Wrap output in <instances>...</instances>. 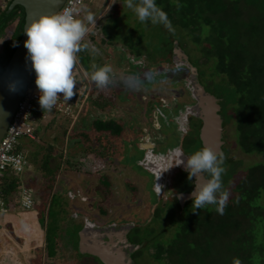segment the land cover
Instances as JSON below:
<instances>
[{"label": "trees", "instance_id": "1", "mask_svg": "<svg viewBox=\"0 0 264 264\" xmlns=\"http://www.w3.org/2000/svg\"><path fill=\"white\" fill-rule=\"evenodd\" d=\"M6 1L5 7L0 6V36L15 21L16 28L10 39L5 40L4 51L0 52V75L17 49L25 19L22 6H16L8 12L13 0ZM176 3L181 5L179 10ZM156 4L167 13L172 25V30H169L158 23L163 33L159 38L161 57L156 58V63L163 62L174 66L176 45L190 57L194 66L200 67L201 72L203 66L200 58H205L207 62L203 65L208 72L211 71L212 81L220 79V90L225 99L224 111L226 114L229 111L237 123V141L241 149L248 154L264 156V0H156ZM97 36L93 35L92 40L84 42L97 44ZM100 41H104V37ZM191 52H195V57L191 56ZM77 55L79 62L91 75L90 60L94 57L88 51H81ZM112 58L109 56L106 60L111 61ZM209 62L210 66L207 64ZM204 78L201 75V79ZM94 88H97L95 84ZM208 88L213 89L212 86ZM104 93L105 91H100L99 94L104 100L101 101L102 107L96 103L100 100L92 102V105L99 107L101 111L109 109V98H104ZM41 113L43 109L39 104L32 119L39 141L37 138H27L26 143L19 141L16 149L25 155L28 161L27 169L36 167L38 171H43L48 182L47 187L49 190L53 189V194H46L47 200L40 208V216L47 222L44 224L45 243L39 248L47 255L48 264H79L84 255L79 251V243L85 219L84 216L71 211L67 202L69 197L68 200L65 199L55 187L57 183L60 184L59 176L62 172L72 166L74 156H68L71 155L68 152V142L80 141V152L90 155L95 152L93 146L87 144L85 147L82 142L88 143L92 138L87 134V140H83L77 138L79 135L76 133H71L66 142L69 129L62 123V127L57 128L54 135L65 139L64 146L60 144L58 148L54 141L46 139L48 130L54 129L53 124L57 120L54 118L47 126H42L44 113ZM38 114L39 117L36 116ZM82 126L84 129V125ZM105 126H109V123L101 122L99 128L95 127L97 131L94 135L102 148H107L99 150L100 158L104 160V163L99 165H103V168L109 161L115 162L116 145L114 141H110V136L119 135L122 129L118 125L119 130L114 133L108 129L104 130ZM72 142H69L70 146L73 145ZM27 169L22 175L9 170L5 177L0 179L2 196L7 207L8 198H11L21 185L34 186V180L25 177ZM100 178L101 181L104 180V177ZM228 192L230 196L223 215L216 211L215 205L193 211L188 205L182 208L178 199L174 198L176 204L169 205L166 209L171 215L174 233L168 237L165 235L153 243V259L158 264H264V157L250 166L241 181L230 187ZM69 195L71 196V193ZM162 209H158L157 215H162ZM72 215L80 219V226L71 233L64 218L71 220ZM61 237L63 242H60ZM65 240L69 246L60 245L66 243ZM60 255H64L63 259ZM40 259L42 260V257Z\"/></svg>", "mask_w": 264, "mask_h": 264}, {"label": "rangeland", "instance_id": "2", "mask_svg": "<svg viewBox=\"0 0 264 264\" xmlns=\"http://www.w3.org/2000/svg\"><path fill=\"white\" fill-rule=\"evenodd\" d=\"M123 3L124 0H84L82 13L78 18L83 19L89 13L97 18L95 24L88 25V29L98 27L100 30L103 28V25H105L104 32L101 31L99 36H97V39H99L97 44L93 42L96 46L99 45L98 47L101 55L94 57L90 62L96 63L98 66L107 64L106 58H108L107 55L110 53H107V50L111 48L110 50L113 52V54H111L113 56L111 60L112 63H108L107 65H110L113 68L114 72L117 74L119 82H122L121 78L132 76L133 74L130 73V70H127L136 67L138 64L141 65V75L139 78L141 80L145 78L146 80L150 75L146 73V71L143 73L142 68L156 65V58L161 57L160 50L162 51V48L160 47L161 40H159V38L163 33L162 28L158 23L152 24L151 21L150 23H141L137 15L131 9L124 7ZM6 5V0H0V6L5 7ZM15 28L16 21L15 23L10 24L5 29L3 35L0 36V52L4 51L5 40L10 39ZM103 37L104 41H100ZM131 53H134L135 57H132L133 54ZM194 54L195 52H191V56L195 57ZM77 61L75 73L80 74L82 81L90 87L89 92L84 98L83 107L87 101L95 100H100L96 103L102 107L101 104L104 101L102 95H99L93 88L95 83L91 78L84 75L87 70H85L84 65L79 62L78 55ZM205 61V58H200V63L203 66L202 73L205 77L204 79L210 84L207 86H212L217 89L220 88L222 86L219 82L220 79L217 78L212 81L210 76L211 71L208 72L203 65ZM161 64L162 68H164L162 71L159 70L161 65L156 66L155 68L156 74L158 73L159 76H161L157 81L148 80L145 82L143 79L142 81L146 86L143 85L139 88L140 90L133 89L134 95L135 93L143 94L139 97L141 100H143L146 94V99L141 102L143 107H146L145 105L155 106L154 103H156V101L147 98L149 92L148 88H153L154 90L156 88L161 92H165L166 90L165 93L178 92V94L182 95L184 98H188L189 96L186 86L182 85L181 82V75L184 71L179 69V76L178 74H174V72L165 74L169 72L172 66H166L163 62ZM207 64L210 66L211 62ZM124 68H126V71H123ZM125 72L126 75L123 74ZM210 80L213 82L212 84ZM175 83L178 84V86H175ZM119 86L132 91V88L126 87L124 83ZM101 90L107 91V88ZM107 97L108 96H105L104 98ZM109 102L112 104L115 103L114 101ZM121 104L122 108L120 109L119 115H121V119L124 121V126L122 128L124 131V143L120 145L121 148L119 146H114V154H116V156L119 155L116 157L115 162L113 161L111 163V161H109L105 168L102 167L103 165H99L104 163V160L100 158L99 154L101 151L99 150H105L107 148L106 146H103L102 148L100 143L95 140L96 136L94 135L97 131L95 130V127L99 128L101 122L104 124L109 123V126H105L104 130L107 131L108 129L114 133L119 130V126L116 121L107 117L108 115L105 114L107 110L102 111V114L97 116L96 113L98 109L90 104L86 107L89 109V113L84 115L82 120L76 123L77 125L75 124L71 133H76L79 136L75 137L82 138L83 140H87L90 135L92 139L89 140L88 143L83 141L82 145L85 147L87 144L92 145L95 152L90 155L83 151L80 152L81 142L77 140L75 142H72V140L69 141L73 144L70 146L68 142V152L71 153V155L68 156H74L72 157V166H69L68 169L63 171L59 176L60 184L57 183L55 189H58L65 199L68 200L69 197L67 202L71 211L73 210L77 214L84 216V219H90L100 225H106L114 221L120 222V224H124V222L127 224L128 221H131L132 224L133 221H137V224L133 225L136 228L133 229L130 234L132 241H135L136 244L140 245L139 254L135 256L134 264H158V262L153 259L152 254L155 252V249L152 248V245L165 235L167 237L172 236V233H174V225H171V215L168 210L162 209V215H156L153 219H150L151 203L159 201V199L152 187L154 176L144 167L139 166L136 163L138 158L143 157L144 150L139 148L137 144L138 141L135 140L138 138L136 132H139V129H135V127L140 126L141 128V126L144 125L143 123L146 122V119H151L154 115L149 110L148 118H146L143 107L139 106L140 104L137 105L135 99L130 98ZM124 106L125 110H123ZM159 106L162 107V104L160 103ZM83 107L79 110V116L83 112ZM116 110L118 111V108ZM58 117H56L57 121H54V129L50 131L48 130L46 139L47 141L51 139L58 145V148H60V144L61 146H64L63 143L65 142V139L60 135L56 137L54 135L62 123H64V126L67 127V129H69L73 120ZM54 118V114H49V116L42 120V126H47L54 120ZM34 123L37 124L36 121H34ZM83 123L84 129L81 128L83 127ZM92 127L94 130H92ZM42 132L44 134V128ZM120 132H122V130ZM70 134L66 137V142L68 141V138L71 137ZM164 134H166V136ZM170 134H172V136L170 138L167 137ZM153 135L159 138L157 139L155 137L158 146H160L155 149L156 153L170 144L178 143L176 140L179 135H177L174 125H171L170 127L164 125L161 130H156ZM161 135H164L165 138L161 139ZM237 137V123L235 119L232 118L229 120L227 133L225 135V140L227 142L225 163L227 162V159L229 160V163H227V165L224 163L223 165L226 168V172L222 178L223 187L227 191L228 189L230 190V187L234 184L238 183L239 180L241 181V177L246 174L247 169L250 166L260 162L264 157L263 155L245 153L241 149ZM26 140H28L26 137H22L20 142L23 141L26 143ZM36 140L39 141V138ZM133 172L135 173L133 174ZM129 176L136 177L138 188L134 185L129 187L130 183H126V179L129 178ZM25 177H30L34 180V186L31 189V192L33 191L34 193V204L31 209H27L20 204L19 199L22 190L19 188L14 191L11 198H8V212L0 211V264H48L49 262L45 252H42V249L39 248L45 243L44 234L46 229L44 224L47 222V220L44 221V218L40 216V208L43 206L42 204H44V201L47 200L46 194H53V189L49 190V187H47L48 182L43 175V171H38L36 167L30 168ZM100 177H104V180L101 181ZM137 190L141 197H139ZM70 193L71 196L69 195ZM136 197L138 198V201L133 205H129L128 202L133 201ZM164 204L165 202L162 203V206ZM209 206L212 205L206 207L209 208ZM64 220L65 224L69 226L68 230H70L69 232L71 233L77 226H80L78 222L80 219H76L74 216L71 220L67 218H64ZM83 229L84 228L82 227V231ZM58 234L60 235V233ZM60 242H63L62 237L60 238ZM65 242L66 243L60 245L69 246L67 243L68 241L65 240ZM60 256L63 259L64 255ZM41 257L42 260L40 259ZM79 264L94 263L91 262V259H89L87 255H83L81 263Z\"/></svg>", "mask_w": 264, "mask_h": 264}, {"label": "clouds", "instance_id": "3", "mask_svg": "<svg viewBox=\"0 0 264 264\" xmlns=\"http://www.w3.org/2000/svg\"><path fill=\"white\" fill-rule=\"evenodd\" d=\"M123 6L131 9L141 23L149 21L152 24L161 23L172 30L167 13L156 4V0H124ZM176 7L179 10L181 5L176 3ZM96 19L91 13L81 19L71 9H65L60 13L41 16L25 29L24 32L28 37L25 41V48L28 50L27 58L31 60V67L36 73L35 83L40 92L39 104L43 111L53 110L61 99V95L67 102L76 95L74 89L78 83L75 74L78 53L88 51L93 57L101 54L95 44L84 42L89 30L88 25L95 24ZM91 69V75L87 71L84 75L89 76L95 83L97 88H94L93 84L92 86L98 94L102 91L101 89L118 82L116 73L110 65L98 66L92 63ZM121 80L128 88L138 90L143 86V81L138 76H129ZM8 87L10 91H17V82L10 81ZM92 102L88 101L87 106L93 104ZM88 111L89 109L85 108L77 120L72 122L67 136ZM62 119L68 118L63 117ZM181 157H185L186 160ZM225 160L224 152L217 151L211 146H205L191 156L180 154L179 160L174 165L169 162L168 166L159 173L157 180L162 172L171 167L183 165L189 174V180L195 177V188L191 193L193 211L204 209L208 205H215L216 211L223 215L230 196V193L224 189L222 181V174L226 172L223 166ZM198 176H210L211 178H205L204 182L197 183L196 177ZM25 186L32 189V187ZM161 188L162 185L157 183L158 192H161ZM32 194L34 199L33 191ZM19 202L21 204L20 199Z\"/></svg>", "mask_w": 264, "mask_h": 264}, {"label": "flooded vegetation", "instance_id": "4", "mask_svg": "<svg viewBox=\"0 0 264 264\" xmlns=\"http://www.w3.org/2000/svg\"><path fill=\"white\" fill-rule=\"evenodd\" d=\"M94 29V31H93ZM90 28L88 30L87 35L85 36L84 40L88 39L89 41L92 40V36L104 32V27L102 29L99 30V28ZM94 40V39H93ZM111 49V48H110ZM108 49L107 53L110 52L107 57H113L111 54H113V52H111V50ZM133 54V53H131ZM188 56V55H187ZM134 57V54L133 56ZM190 63L192 64V61L190 60V57L188 56ZM107 59V58H106ZM131 60V59H130ZM108 63H112L111 61L107 60V64ZM174 66L165 63L166 66L170 65L172 66V68L169 70V72L165 73H173L174 74H178L179 76V69L183 70L184 73H182V85L186 86V89L188 90V98H184L182 95H179L178 92L177 93H165V92H161L158 91V89L155 88V90L153 88H148V99H152L153 101H156L155 106L152 105H145L146 107H143V104L141 103L142 101H144L146 99V94L143 98V100H141L139 97H141L143 94L142 93H133V89L132 91L127 88H123L119 85L123 84V82H119L118 78H117V83L115 85L109 86L107 87V91H105L104 96H108L107 98L108 101H114L115 103L112 104L109 102V109L105 112L106 115H108V118H112L114 121H116V123L118 125H120L122 128L124 126V121L121 119V115L120 114V109L122 108V104L123 102L127 101L128 99L132 98L135 99L137 101V105L140 104L139 106H142L145 112V117L148 118V112L149 110L151 111V113H153V118H149L146 119V122L143 123L144 125L141 126H136L135 129H139L138 133L136 132V134L138 135V138H136L135 140L138 141V146L139 148H141L142 150H144V154L142 158H138L136 163L139 166L144 167L150 174H152L154 176V181H153V191L155 192L157 198L159 199V201H156L154 203H151V211H150V219H153L157 213H158V209L163 208L164 210H166L168 208L169 205H175V201L171 200L174 198L178 199V195L179 193H192L194 188H195V177L192 180H189L188 178V172L184 169L183 165L180 166H174L169 168L167 171L162 172V175L160 176V178L157 180V176L159 175V173L164 170L169 162L171 164H175L179 158H180V154H183L184 156H191L192 154H194L196 151L201 150L204 146H203V142L201 139V133H202V128H203V119L198 117V115L200 114L198 111V107H199V100L196 98V96L193 93V86L191 83V69L188 68L187 66H183L181 64L177 65L175 62H173ZM104 65V64H103ZM139 65V66H138ZM136 65V67H132L131 69H128L127 71L130 70V73L133 74L132 76H140V64ZM159 70L162 71L164 68H162V64L157 62L156 65H150L147 68H142V71L144 73V71H146V73H148L150 75V77H147V79L144 81L147 82L148 80L151 81H157L159 77V74H156V66H159ZM193 65V64H192ZM197 68L198 71V75H199V81L201 83V85L205 88V90L207 92H209L212 95H215L219 101V105L221 104L222 109L221 112H219V114L224 117V122H223V128H224V136L223 139L225 141V144L222 147V152H226V146H227V142L225 140V135L227 133V128H228V124H229V120L232 119L231 117V113L228 111L227 114L224 111V95L222 93V91L220 90V88H214L209 90L207 85H210L209 82L206 81V79L202 80L201 79V75L202 72L200 71V67L195 66ZM150 68V69H149ZM185 69V70H184ZM203 69V68H202ZM123 71H126V68H124ZM124 75H126V72L123 73ZM117 77V74H116ZM142 79V80H143ZM211 84L213 83L210 80ZM143 85L144 82H143ZM146 86V85H145ZM161 86V85H160ZM175 86H178V84L175 83ZM136 90V89H135ZM140 90V89H139ZM179 90V89H178ZM125 91V92H124ZM128 91V92H127ZM180 91V90H179ZM125 93V94H122ZM134 95V96H133ZM139 95V96H137ZM222 95V96H221ZM221 99V100H220ZM160 103L162 104V107H160ZM87 107V106H86ZM97 108V107H96ZM118 108V111L116 110ZM125 106L123 107V110ZM97 116H100L102 114L101 109H99V107L97 108ZM89 113V111H88ZM87 113V114H88ZM147 114V115H146ZM227 115V116H226ZM143 117V116H142ZM165 123V124H164ZM164 125L167 126H171L174 125V127L176 128V132L177 135H179V137H177V144H170L167 147H164L163 149H161L160 151H158V153H156L155 149H157L158 147V143L155 140V137L157 139H159L157 136L153 135V133L157 130H161ZM122 132H120L119 135L114 136L111 134V138L110 141H114L116 147L119 146L121 148V144H123V140H124V131L123 129H121ZM166 136V134H164ZM161 135V139H164L165 136ZM172 134L168 135L167 137H171ZM120 141V143H119ZM161 141V140H160ZM113 155V154H112ZM226 155V154H225ZM119 155L116 156V154H114V157H118ZM182 159H185V157H181ZM227 163H229V160L227 159V162L225 163L227 165ZM225 165V166H226ZM135 172H133L134 174ZM225 174V173H224ZM224 174H222V178L224 176ZM131 177V178H130ZM205 178L210 179V176H206ZM223 181V179H222ZM196 182H197V178H196ZM126 183H130L129 187L131 186H137L138 188V181L136 180L135 176H129V178L126 179ZM157 183L162 185L161 188V192L157 191ZM138 191V190H137ZM139 193V191H138ZM178 194V195H177ZM139 197L140 193L138 194ZM138 201V198L136 197V199H134L133 201H129L128 204L129 205H133ZM180 200L178 199V202ZM165 202V204L162 206V203ZM182 202V201H181ZM181 202H179V204L181 205ZM193 203L192 198L185 201L183 206H181L182 208H185L188 206H191V204ZM130 208V206H129ZM131 209V208H130ZM148 221V220H147ZM146 221V223H147ZM151 221V220H150ZM130 222V223H129ZM137 221H133V223L131 224V221H128L127 224H120V222H110L106 225H100L99 223H96L94 221H91L90 219H85V224L83 226V228L86 227H97V228H103V227H109L111 225H113L115 227V229L117 228H123L124 230L127 231V236L129 238V240L131 241L132 244L138 245L135 243V241H132L131 239V232L133 229H135L136 227H134V224ZM118 230V229H117ZM139 249L134 253V260H135V256H137ZM81 253V252H80ZM83 254V253H82ZM87 255L89 257V259H91V262L94 264H104L100 261V259L96 256L90 255V254H84ZM81 263V262H80Z\"/></svg>", "mask_w": 264, "mask_h": 264}, {"label": "water", "instance_id": "5", "mask_svg": "<svg viewBox=\"0 0 264 264\" xmlns=\"http://www.w3.org/2000/svg\"><path fill=\"white\" fill-rule=\"evenodd\" d=\"M66 0H13L8 12L16 6H22L25 12L23 33L16 51L12 55L8 66L0 75V142L4 137L11 120L24 96L27 86L32 81L35 70L31 67V60L27 58L28 50L25 41L28 39L24 32L27 26L37 18L44 15L58 13ZM102 31V30H101ZM173 61L176 64L187 66L191 69V83L193 93L199 100L198 117L203 119L201 139L203 146H211L217 151H222L225 144L224 117L219 99L205 90L199 81L197 68L189 61L183 49L176 45ZM17 82V91L9 90V82ZM221 100V99H220ZM185 169V168H184ZM197 183L204 182L205 177L198 176ZM178 195V194H177ZM178 199L183 206L184 202L191 199V193H179ZM182 197V198H181ZM118 229V230H117ZM113 225L97 228L86 227L80 232V249L83 254L96 256L104 264H134V253L140 245L132 244L127 236V231Z\"/></svg>", "mask_w": 264, "mask_h": 264}, {"label": "built area", "instance_id": "6", "mask_svg": "<svg viewBox=\"0 0 264 264\" xmlns=\"http://www.w3.org/2000/svg\"><path fill=\"white\" fill-rule=\"evenodd\" d=\"M84 0H66L58 13L63 12L65 9H71L77 17L81 15ZM77 78V85L74 91L76 95L68 102L61 99L58 101L56 107L51 111H43L42 120L49 114H54V117L72 119L73 122L79 116V110L83 107L84 98L90 90L88 84L82 81L80 74L75 73ZM36 73L30 84L27 86L24 96L19 102L18 108L11 120L9 127L0 142V179L5 177L6 173L10 170L19 175L25 173L28 161L22 152H18L17 146L22 137L36 139L35 126L32 123L34 118V111L39 105L40 92L35 83ZM88 102V101H87ZM85 103L82 111L86 108ZM40 116V114L36 115ZM36 118V117H35ZM22 194L20 197L21 205L27 209H31L34 204L33 194L31 189L24 184L21 186ZM3 192L0 188V211L7 212L8 207L2 196Z\"/></svg>", "mask_w": 264, "mask_h": 264}, {"label": "crops", "instance_id": "7", "mask_svg": "<svg viewBox=\"0 0 264 264\" xmlns=\"http://www.w3.org/2000/svg\"><path fill=\"white\" fill-rule=\"evenodd\" d=\"M105 25H103V27H104ZM103 91V90H102ZM92 130H94V128L92 127Z\"/></svg>", "mask_w": 264, "mask_h": 264}]
</instances>
